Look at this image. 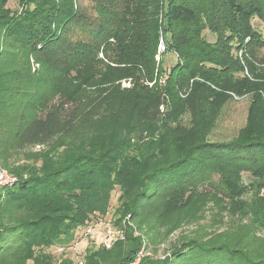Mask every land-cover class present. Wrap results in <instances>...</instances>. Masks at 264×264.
<instances>
[{
  "label": "trees",
  "instance_id": "1",
  "mask_svg": "<svg viewBox=\"0 0 264 264\" xmlns=\"http://www.w3.org/2000/svg\"><path fill=\"white\" fill-rule=\"evenodd\" d=\"M8 1L0 0V163L15 181L0 192V264H73L64 252L99 217L93 213L102 208L103 195L110 199L117 186L123 218H108L125 239L110 250L85 248L83 264H128L142 243L129 222L148 225V232L164 230L167 217L193 204L198 211L225 212L226 232L200 227L175 240L164 259L139 264H264V109L255 110L254 101L245 127L230 141L200 137L199 120L216 88H226L219 72L227 68L219 48L223 34L236 31L252 40L251 20L255 14L264 20V0H151L149 53L137 15L147 0H120L118 9L88 0L94 2L90 11L82 0H18L15 12ZM206 30L214 42L204 38ZM160 38L179 59L167 69L155 59ZM99 48L103 68L95 72L91 55ZM31 60L41 69L33 70ZM43 76L55 81L51 94ZM94 80L107 85L98 99L106 113L132 102L143 129L161 128L158 141L140 138L126 157L129 146L121 142L58 151L59 140L91 110L84 103ZM120 80L130 87L115 88ZM181 95L189 123L173 126L169 106ZM191 138L193 144L177 149ZM93 190L100 205L91 202Z\"/></svg>",
  "mask_w": 264,
  "mask_h": 264
},
{
  "label": "rangeland",
  "instance_id": "2",
  "mask_svg": "<svg viewBox=\"0 0 264 264\" xmlns=\"http://www.w3.org/2000/svg\"><path fill=\"white\" fill-rule=\"evenodd\" d=\"M83 1V0H82ZM81 3L88 11L94 7L93 1H84ZM120 0L108 1L100 0V5L119 8ZM151 0H147L145 3L143 13L138 12L137 15L142 19L141 24H144V35L146 39V47L149 53L151 47V19L153 18ZM91 5L93 7H91ZM12 12L18 11V0H9L7 6ZM150 8V9H149ZM261 13L264 16V3L261 8ZM162 15H159L158 19ZM115 18V17H114ZM252 29L254 31V37L252 40L249 37L242 36V34L232 31L224 33L219 44V48L226 56L227 68L219 70L222 73L221 79L226 82L225 89H217L211 98L205 102L200 109V127L203 129L200 133V137H204L209 142H224L230 141L236 138L241 129L246 125L248 119L249 108L255 103V110L264 109V20L260 19L257 14L253 15L251 20ZM204 38L209 42H214L215 36L211 35L208 30L203 32ZM37 61H42L44 56L39 54L36 56ZM91 63L97 68L95 72H99L103 68L104 54L102 48L99 51L91 55ZM156 61L161 64L162 69H167L173 66L179 59L172 51H166L163 47V41L160 38L159 46L157 47ZM36 61V60H35ZM35 61L30 62L31 68L41 69V66H37ZM182 62V61H181ZM92 64V65H93ZM223 65V64H222ZM209 71V70H208ZM94 72V73H95ZM111 73L117 74L111 71ZM49 75V74H47ZM45 79V91L49 94L55 91V81L50 80L47 76H43ZM42 79V78H40ZM94 88H90L86 101L84 103L85 110H89L86 113L85 120L76 126L74 133L70 136L64 137L59 140L63 147L58 151L74 150L76 152L82 151L83 147L94 145L96 149L100 146H108L111 143L121 142L123 148L126 146L125 154L133 155L134 149H138L136 146H140L138 140L143 139V143L151 140L158 141L159 136L162 134L160 127H154L151 129H143L134 119V105L132 102L126 107L122 108L118 112H107L103 107V103H99L98 99L103 95V91L107 85L105 82L101 83L100 80H94ZM96 81L98 84H96ZM164 80L162 79V84ZM54 85H53V84ZM96 84V85H95ZM114 87L120 90L130 87L129 81L120 80L114 82ZM102 89V91H99ZM99 91V93H98ZM185 96L176 97L174 102L171 103L173 120L170 124L186 125L189 123V116L184 108ZM101 101V100H100ZM164 110V109H163ZM264 118V115H263ZM145 141V142H144ZM195 138L185 139L177 147L178 150L185 149L188 145L193 144ZM135 145V146H134ZM134 148H131V147ZM40 149L38 147L27 150L28 153H36ZM5 168V167H4ZM9 172V171H8ZM135 179L130 180V184H133ZM249 177L243 174V183H248ZM264 197V189L262 191ZM119 188H114L111 193L110 199L108 195L102 201V208L95 211L93 214L101 216V212H107L106 217L112 216V220L123 218L120 213V203L118 202ZM100 194L97 191H92L90 195L91 202L100 205L98 201ZM198 204L189 206L184 212H178L170 217H167L164 222L169 226L164 230H153L148 232L145 230L148 225L138 224V220L129 222L128 225L134 230L135 237H140L141 247L143 252L148 253V258H160L164 254L168 253L170 245L177 240L180 236L189 235L192 231L204 227L205 229H213L217 231H225L226 227L223 225L226 213L212 208L211 210L203 209L199 210ZM184 223H183V222ZM177 226L176 230H172ZM210 227V228H209ZM147 231V232H146ZM226 232V231H225ZM264 239V232L262 235ZM86 243L82 241L75 249H67L63 256L71 257L72 263L75 264V251H83L85 248L93 251L98 248V244ZM128 247L127 245H123ZM52 249V248H51ZM85 251V250H84ZM52 254L57 257L58 252L55 248L52 249ZM85 254L83 253L82 256ZM147 257L142 258L145 259ZM27 264H32L27 262Z\"/></svg>",
  "mask_w": 264,
  "mask_h": 264
},
{
  "label": "built area",
  "instance_id": "3",
  "mask_svg": "<svg viewBox=\"0 0 264 264\" xmlns=\"http://www.w3.org/2000/svg\"><path fill=\"white\" fill-rule=\"evenodd\" d=\"M14 181L15 177L0 163V192L3 187L13 183ZM124 223L125 222H123V224ZM124 239L125 232L122 228L115 226L108 217L99 216L94 222L84 229L79 241L71 248V250L75 249V247L82 241L91 244L94 243L95 245L98 244L103 249L110 250L116 242L123 241ZM142 248L143 247H141L135 259L128 264H139L142 258L149 256L148 253L143 252ZM83 253L84 250L81 252L75 251V255L73 254L75 264H83Z\"/></svg>",
  "mask_w": 264,
  "mask_h": 264
},
{
  "label": "water",
  "instance_id": "4",
  "mask_svg": "<svg viewBox=\"0 0 264 264\" xmlns=\"http://www.w3.org/2000/svg\"><path fill=\"white\" fill-rule=\"evenodd\" d=\"M169 253L164 254L162 257L158 258V259H164Z\"/></svg>",
  "mask_w": 264,
  "mask_h": 264
}]
</instances>
